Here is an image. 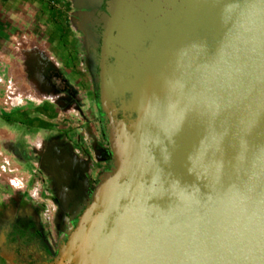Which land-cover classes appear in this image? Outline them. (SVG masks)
I'll return each mask as SVG.
<instances>
[{
  "label": "water",
  "instance_id": "1",
  "mask_svg": "<svg viewBox=\"0 0 264 264\" xmlns=\"http://www.w3.org/2000/svg\"><path fill=\"white\" fill-rule=\"evenodd\" d=\"M114 1L115 39L130 43L154 0ZM205 2L221 54L200 67L111 55L99 104L113 167L52 264H264V0Z\"/></svg>",
  "mask_w": 264,
  "mask_h": 264
},
{
  "label": "crops",
  "instance_id": "2",
  "mask_svg": "<svg viewBox=\"0 0 264 264\" xmlns=\"http://www.w3.org/2000/svg\"><path fill=\"white\" fill-rule=\"evenodd\" d=\"M73 6L74 0H0V264H18L8 238L14 228L37 225L56 239V207L38 156L66 148L89 163L92 178L105 171Z\"/></svg>",
  "mask_w": 264,
  "mask_h": 264
},
{
  "label": "flooded vegetation",
  "instance_id": "3",
  "mask_svg": "<svg viewBox=\"0 0 264 264\" xmlns=\"http://www.w3.org/2000/svg\"><path fill=\"white\" fill-rule=\"evenodd\" d=\"M238 0H228L230 6ZM75 6L86 10L73 11L71 18L83 51V63L92 87L91 99L95 105L98 123L105 146L96 147V155L105 163L104 173L92 178L89 163L84 162L66 148H48L38 156L40 167L48 175V185L55 204L56 239L52 242L37 225L14 228L8 234L18 255V264H52L58 250L73 230L85 210L91 194L89 185L100 180L113 167L109 144L104 133L108 121L104 120L99 100L102 85L110 79L113 59L111 55H162L191 57L200 63L210 56L221 54L220 28L216 23L218 6H206L205 0H154L150 9L139 10L138 17L144 26L135 40L127 43L115 39V32L108 18L114 0H74ZM107 16V17H106ZM150 24L147 29L146 25ZM131 47L127 48L126 45ZM121 119V115L116 116ZM105 147V148H104ZM69 160L76 162V170L64 172L62 165ZM25 248V251H24Z\"/></svg>",
  "mask_w": 264,
  "mask_h": 264
}]
</instances>
